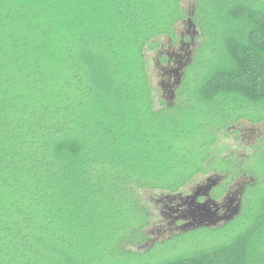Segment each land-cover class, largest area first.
Segmentation results:
<instances>
[{
    "label": "trees",
    "instance_id": "1",
    "mask_svg": "<svg viewBox=\"0 0 264 264\" xmlns=\"http://www.w3.org/2000/svg\"><path fill=\"white\" fill-rule=\"evenodd\" d=\"M183 1L0 0V264H264V142L214 148L264 122V0ZM188 21L198 44L156 106L145 52ZM209 172L216 200L247 179L236 215L149 242L138 191Z\"/></svg>",
    "mask_w": 264,
    "mask_h": 264
},
{
    "label": "rangeland",
    "instance_id": "2",
    "mask_svg": "<svg viewBox=\"0 0 264 264\" xmlns=\"http://www.w3.org/2000/svg\"><path fill=\"white\" fill-rule=\"evenodd\" d=\"M183 7L186 10H190L191 2L184 0L182 3ZM176 31L179 38H184L185 40H191L190 34L192 33V28L188 26V24H178L176 26ZM198 36L196 32L194 34V38ZM158 43L160 46L156 51H146L145 55L147 58V70L149 74L150 84L153 87V94L156 106H159L158 101L160 99H169L171 100V96L169 97L168 90L165 86H161V83H168V76L164 75L163 72L160 71V67L162 63L158 62V59H161L160 52L166 53L169 51H179V44L173 48H169V39L166 37H161L158 39ZM178 43H181L178 39ZM198 44L197 41L191 44V49L196 48ZM171 51V52H172ZM165 66V64H164ZM170 78L169 84L174 82V79ZM237 130L236 132L234 131ZM234 129H228L225 134L221 133L219 135L217 143L214 145V148L220 150L221 156H227L228 154H233L236 157H239L240 161L245 160L251 153V146L258 144V141L261 139L264 142V122L260 124H249L245 121H241L238 126H235ZM218 177V176H217ZM221 177V176H219ZM216 176L213 173L209 172L208 174H199L180 192L181 196L185 197L191 195L197 187H204L209 182V179H215ZM240 182L246 183L247 179L238 178L233 181L231 185V190H236L237 185H240ZM140 198L143 204L146 205L150 214H151V224L146 229V233L149 236V242L153 241H162L167 239L168 237L174 234L173 228L168 229L170 227V216L168 214L167 205H166V194H163L159 191H151V190H139ZM167 213V214H165ZM173 215V213H172ZM236 215L235 213L230 215L229 219L221 220L216 223L208 224V227H216L221 225L224 221H228L232 219ZM182 232V231H180ZM179 232V233H180ZM177 233V232H176Z\"/></svg>",
    "mask_w": 264,
    "mask_h": 264
},
{
    "label": "flooded vegetation",
    "instance_id": "3",
    "mask_svg": "<svg viewBox=\"0 0 264 264\" xmlns=\"http://www.w3.org/2000/svg\"><path fill=\"white\" fill-rule=\"evenodd\" d=\"M184 23L185 22L182 24ZM187 24L193 30L190 34V42H188V39L185 40L180 37L179 41H181V43H178L177 40L174 44L169 39V48L173 49L179 44V51L175 52L171 50V52L168 50L166 53L160 52L161 58L165 55L167 61L162 62L161 59H158V62L162 63L159 68L160 71L168 76V83H165V85L161 83V86H165L168 90L169 97L172 95L173 87L179 83L180 75L187 65L193 51L190 46L194 42L196 30L190 21H188ZM173 77H175L174 82L169 84L170 78ZM222 178L223 177L218 176L215 179H209L207 185L204 187H197L191 195L182 197L181 192H179L178 195H172L169 198L166 197V207L170 216V227L168 229L173 228L174 233H179L180 231H182L180 233H183L186 230L208 226V224L216 223L226 218L229 219L230 215L232 216V214L236 213L239 208L240 196L244 185H237V189L233 191L229 184L224 194L216 200L213 198L214 188Z\"/></svg>",
    "mask_w": 264,
    "mask_h": 264
}]
</instances>
